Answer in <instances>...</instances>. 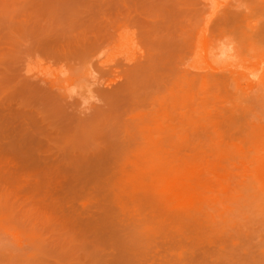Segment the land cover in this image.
Instances as JSON below:
<instances>
[{"label":"rangeland","instance_id":"obj_1","mask_svg":"<svg viewBox=\"0 0 264 264\" xmlns=\"http://www.w3.org/2000/svg\"><path fill=\"white\" fill-rule=\"evenodd\" d=\"M18 1L13 21L0 10V264H264L256 248L218 259L171 234L135 254L107 204L118 126L165 113L180 77L209 73L184 34L208 21L259 58L264 0Z\"/></svg>","mask_w":264,"mask_h":264},{"label":"bare ground","instance_id":"obj_2","mask_svg":"<svg viewBox=\"0 0 264 264\" xmlns=\"http://www.w3.org/2000/svg\"><path fill=\"white\" fill-rule=\"evenodd\" d=\"M25 7L0 0L12 21ZM190 28L185 41L190 48L196 39L198 48L191 66L206 64L209 73L180 77L165 113L118 126L119 140L108 144L116 177L107 204L122 217L135 254L171 234L213 247L218 259L241 248L264 258V53L242 57V44L222 42L208 21ZM119 39L128 51L130 39ZM222 43L232 51L217 59ZM8 219H0L2 233Z\"/></svg>","mask_w":264,"mask_h":264},{"label":"clouds","instance_id":"obj_3","mask_svg":"<svg viewBox=\"0 0 264 264\" xmlns=\"http://www.w3.org/2000/svg\"><path fill=\"white\" fill-rule=\"evenodd\" d=\"M221 48L223 49V51L221 52V56L220 57H217V59H223V58H225V56L227 55V53H229V52L232 51V49L230 47L225 49L223 43L221 44ZM209 56L210 57L213 56V51L211 49L209 50Z\"/></svg>","mask_w":264,"mask_h":264}]
</instances>
